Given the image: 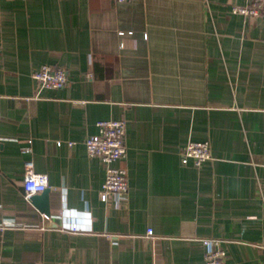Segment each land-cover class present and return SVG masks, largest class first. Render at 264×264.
<instances>
[{"label": "crops", "instance_id": "obj_1", "mask_svg": "<svg viewBox=\"0 0 264 264\" xmlns=\"http://www.w3.org/2000/svg\"><path fill=\"white\" fill-rule=\"evenodd\" d=\"M245 4L0 0V264H205L204 238L226 264H264V14ZM42 65L66 85L39 89ZM118 119L116 204L84 141ZM189 141L211 159L182 163ZM26 161L49 214L24 197Z\"/></svg>", "mask_w": 264, "mask_h": 264}, {"label": "built area", "instance_id": "obj_2", "mask_svg": "<svg viewBox=\"0 0 264 264\" xmlns=\"http://www.w3.org/2000/svg\"><path fill=\"white\" fill-rule=\"evenodd\" d=\"M125 2L127 0H115ZM244 6L233 8V12L246 17H254L264 14V0H244ZM39 89H61L67 83V72L61 67L42 65L32 74ZM98 133L85 139L84 146L89 157H97L101 161L105 179L99 191L102 202H106L108 196H112L118 204L128 191V181L124 169L115 166L126 156L125 129L126 122L118 120H102L96 124ZM69 145H72L70 143ZM28 149H25L27 151ZM211 159L208 142L189 141L181 152V161L186 164L192 161L195 165H200ZM22 187L24 197L30 198L48 188V178L43 173H37L33 169L32 161L25 162V176ZM46 218V217H45ZM12 226V225H8ZM61 230L68 233L83 232L75 223H63ZM146 234L152 236V230L148 229ZM205 247V264H226V253L222 248V241L218 239L204 238L200 240ZM116 244V242H113Z\"/></svg>", "mask_w": 264, "mask_h": 264}, {"label": "water", "instance_id": "obj_3", "mask_svg": "<svg viewBox=\"0 0 264 264\" xmlns=\"http://www.w3.org/2000/svg\"><path fill=\"white\" fill-rule=\"evenodd\" d=\"M47 193L48 190L46 189L43 192L36 194L30 198V202L45 214H49V202Z\"/></svg>", "mask_w": 264, "mask_h": 264}]
</instances>
